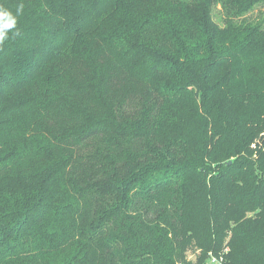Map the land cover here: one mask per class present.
I'll return each instance as SVG.
<instances>
[{"label": "trees", "instance_id": "1", "mask_svg": "<svg viewBox=\"0 0 264 264\" xmlns=\"http://www.w3.org/2000/svg\"><path fill=\"white\" fill-rule=\"evenodd\" d=\"M0 6V264H264V0Z\"/></svg>", "mask_w": 264, "mask_h": 264}, {"label": "clouds", "instance_id": "2", "mask_svg": "<svg viewBox=\"0 0 264 264\" xmlns=\"http://www.w3.org/2000/svg\"><path fill=\"white\" fill-rule=\"evenodd\" d=\"M22 9L23 5L17 9V15L22 12ZM16 23V17L13 16L7 9L0 6V44L4 43L9 38L8 32L10 29H14L16 27Z\"/></svg>", "mask_w": 264, "mask_h": 264}, {"label": "rangeland", "instance_id": "3", "mask_svg": "<svg viewBox=\"0 0 264 264\" xmlns=\"http://www.w3.org/2000/svg\"><path fill=\"white\" fill-rule=\"evenodd\" d=\"M212 15L214 20L219 24L223 25L222 21V11L219 4H216L212 9ZM247 17L252 21H258L264 17V7L263 6H256L251 12L247 14ZM194 255L193 251L189 252V257L192 259ZM208 263L210 264H217L211 262V258L208 259Z\"/></svg>", "mask_w": 264, "mask_h": 264}, {"label": "built area", "instance_id": "4", "mask_svg": "<svg viewBox=\"0 0 264 264\" xmlns=\"http://www.w3.org/2000/svg\"><path fill=\"white\" fill-rule=\"evenodd\" d=\"M211 262L217 263V264H222V257L211 256Z\"/></svg>", "mask_w": 264, "mask_h": 264}]
</instances>
